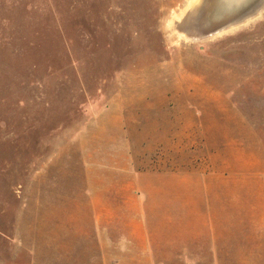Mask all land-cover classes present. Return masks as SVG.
Masks as SVG:
<instances>
[{"label":"rangeland","instance_id":"obj_1","mask_svg":"<svg viewBox=\"0 0 264 264\" xmlns=\"http://www.w3.org/2000/svg\"><path fill=\"white\" fill-rule=\"evenodd\" d=\"M220 9L219 0H0V233L21 210L35 216L54 188L81 195L91 168H105L114 201L118 179L148 182L139 177L163 165L151 139L166 120L174 139L198 130L172 144L173 172L190 185L214 172L218 182H264V0ZM257 189L244 188L248 201ZM247 206L238 229L264 234V207Z\"/></svg>","mask_w":264,"mask_h":264},{"label":"crops","instance_id":"obj_2","mask_svg":"<svg viewBox=\"0 0 264 264\" xmlns=\"http://www.w3.org/2000/svg\"><path fill=\"white\" fill-rule=\"evenodd\" d=\"M165 122L156 127L158 134L151 139L160 150L151 157L164 159L163 165L154 164L139 177L148 182L137 185L131 173L118 179L114 201L102 166L97 168L103 169L100 176L90 169L88 187L81 195L70 191L62 195L54 188L51 198L38 200L35 216L21 210L14 229L0 233V264L257 261L254 256L264 254V234L238 229L237 209L264 207V182L238 185L230 177L218 182L214 172L190 185L188 176L173 172L172 144L197 140L198 130L187 126L174 139L171 121ZM200 131L204 133L203 128ZM121 172L125 174V168L118 166ZM249 185L253 191L258 188L251 201V194L243 191ZM206 191L210 192L207 199Z\"/></svg>","mask_w":264,"mask_h":264},{"label":"water","instance_id":"obj_3","mask_svg":"<svg viewBox=\"0 0 264 264\" xmlns=\"http://www.w3.org/2000/svg\"><path fill=\"white\" fill-rule=\"evenodd\" d=\"M223 2L225 1V3L223 4V2H219L221 3L222 7L220 12L218 13V16H221L222 14L226 13V12H232V11H236L239 8L244 7L247 3H249L250 0H222Z\"/></svg>","mask_w":264,"mask_h":264},{"label":"bare ground","instance_id":"obj_4","mask_svg":"<svg viewBox=\"0 0 264 264\" xmlns=\"http://www.w3.org/2000/svg\"><path fill=\"white\" fill-rule=\"evenodd\" d=\"M221 1H222V0H220V2H221ZM222 2H223V1H222ZM224 3H225V1L223 2V4H224ZM223 4H222V5H223ZM222 5H221V7H222ZM220 10H221V9H220ZM216 11H217V10H216ZM217 12H218V11H217Z\"/></svg>","mask_w":264,"mask_h":264}]
</instances>
